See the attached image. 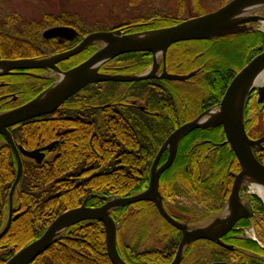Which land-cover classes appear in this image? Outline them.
<instances>
[{"label":"trees","instance_id":"trees-1","mask_svg":"<svg viewBox=\"0 0 264 264\" xmlns=\"http://www.w3.org/2000/svg\"><path fill=\"white\" fill-rule=\"evenodd\" d=\"M219 1L224 4L228 0ZM202 14L204 13L198 15ZM65 15L60 16L59 19L46 17L49 27L55 25L75 26L65 19ZM169 19V17L160 19L157 16H151L147 21L143 20L149 23V26H137L130 31L138 32L172 26L182 20L178 19L176 22L168 23L170 22ZM255 39L256 43L264 48L263 34L258 33ZM42 43L46 44L44 41ZM235 51L236 47L231 48L232 55ZM40 53L39 47L31 42L12 38L0 32L1 57L10 59L20 57L38 58ZM91 53L89 51L87 54L85 53L86 55L80 57V62L85 60ZM255 54H257V51L253 53L249 60ZM131 55L149 56L146 53H134L126 54L125 57ZM116 59L119 60L118 58L114 60ZM100 71L109 73L107 64ZM220 73H227L228 76L230 74L228 71L223 70ZM156 83L158 85L155 84V89H153L154 84L150 81L132 82L126 85L141 86L144 93H150V101L153 100L162 105L173 106L174 95H172L171 84ZM104 84L111 86L109 92L107 90H103L105 93L101 92L100 87L102 84H96L95 87L90 85L85 89L95 90L96 98L104 101L108 96L114 97L117 86L122 85L120 83ZM48 86L49 83L45 84V87ZM208 88L207 85L203 86L204 90ZM75 96L76 94L67 100V104L72 103L74 108H79L82 111L80 113L81 119L73 121V123H76L75 126L62 127L67 122L57 119H34L9 129L13 139L26 149L59 138L58 144L53 148L58 156L55 155L50 160L49 158L45 159L39 165L30 160L23 162L25 172L22 175L20 188L13 196V205L19 215L11 221L7 232L0 239V264H4L20 248L40 237L60 213L79 206L87 195L127 197L147 187L149 177L147 171L148 161L154 156L156 149L168 135L165 131V128H167L165 119H168V114H164L161 118L153 117L149 119L144 118L138 110L129 107L127 110L122 111L117 110L118 107L116 106H114L115 108L105 107L102 108L103 110L97 111V108L94 110L82 107L74 100ZM0 107H2L1 104ZM93 112L97 118L95 120L96 128L92 126L94 122ZM245 113V116L249 115L248 110ZM171 116H174V114ZM255 121L261 124L262 131H264V111L256 116ZM77 123L79 124L77 125ZM249 126L245 125L246 133L250 132ZM60 129L67 130L64 133L57 134ZM253 131L260 136V130L254 129ZM148 152H151V155H148ZM260 153L264 154V152ZM262 158L260 159L261 164H264V156ZM182 168L181 166L180 171L186 172L180 177L184 186L192 191L199 192L201 180L199 183L193 182L190 177L187 180L188 172ZM93 170L96 172H90ZM14 179L15 161L10 149L0 136V231L5 223L4 214L8 208L7 195ZM216 183L217 181L214 182L215 185ZM168 185L166 194H174L176 192L174 183L170 182ZM252 201L255 204L256 215L259 214L260 217L264 218V210L259 200L253 196ZM102 203L101 200L90 199L87 206H99ZM144 205H149L148 207L155 210L149 203L137 204V206L145 208ZM121 212L122 209H119L116 213L120 216ZM154 212L156 213V211ZM111 216L116 220L115 212ZM165 226L170 231L163 239L162 249H146L139 253L136 247H131L130 259L127 260L125 247L119 250L117 246L120 257L126 260L127 264H169L178 245L180 234L176 232L177 230L171 229L169 225L165 224ZM33 264H110L101 223L98 221L82 222L68 228L61 233L54 244L35 259Z\"/></svg>","mask_w":264,"mask_h":264},{"label":"water","instance_id":"water-1","mask_svg":"<svg viewBox=\"0 0 264 264\" xmlns=\"http://www.w3.org/2000/svg\"><path fill=\"white\" fill-rule=\"evenodd\" d=\"M252 7V8H251ZM255 7V8H253ZM256 8H264V0H229L217 10L200 16L185 19L172 26L123 34L120 30L99 31L88 34L73 49L48 58H21L15 60L0 59V77L13 75L17 71L45 70L51 68L57 73V80L45 88L28 102L0 112V136L14 154L16 163L15 179L9 189L7 220L0 231V239L7 232L13 216V196L18 191L22 179V162L20 154L40 161L42 152L52 148L53 144L33 151L17 149L10 128L21 123L53 114L72 95L91 84L117 82L131 83L152 79L158 68V61L163 60L170 46L180 42L203 41L224 38L249 30L248 25L264 20V17L251 13ZM77 32L68 26H54L42 32V38L73 40ZM93 44L101 46L80 64L66 71H60L56 64L73 57ZM129 53H149L152 66L142 74L121 75L100 72V68L110 60ZM158 60V61H157ZM264 71V50L233 77L227 86L218 108L207 110L174 129L158 149L152 162L147 187L132 196H100L88 195L77 208L58 215L45 229L40 237L19 249L4 264H32L34 260L47 250L66 229L76 224L98 221L105 232L107 257L111 264H126L120 257L116 242L120 221L111 217L113 210L147 202L154 205L159 216L171 227L182 234L174 257L169 264H179L184 250L193 242L208 240L219 242V238L228 232L239 219L251 217L252 208L247 199L242 202L240 191L244 184H255L264 189V166L253 155V147H261L264 136L251 140L245 131L244 107L249 94L256 90L258 102L264 100V83L255 84L256 79ZM187 75L167 74L163 71L160 78L168 81L183 82L192 77ZM221 126L225 137L224 144L236 157L240 170L234 176L229 197L222 208V213L208 223L190 228L185 222L175 221L165 210L159 192L161 174L172 164L179 143L190 132L196 129H211ZM167 151L166 160L158 166L162 154ZM262 205L263 201L255 195ZM90 199H98L103 203L99 206H87ZM264 207V206H263Z\"/></svg>","mask_w":264,"mask_h":264},{"label":"flooded vegetation","instance_id":"flooded-vegetation-1","mask_svg":"<svg viewBox=\"0 0 264 264\" xmlns=\"http://www.w3.org/2000/svg\"><path fill=\"white\" fill-rule=\"evenodd\" d=\"M143 26H149V23L141 24L140 27ZM69 27L73 28L77 32V37L74 38L73 40H67V39L43 40L46 44H44L43 46L44 48L42 47V49L40 50L41 53L39 55V58H48L50 56L65 51H69L74 47H76L82 41V39L88 35V34L83 35L82 31L77 26H69ZM247 27H249V30L230 37L211 39L205 41H191V42L178 43L169 48V51L163 60L158 61L159 66L156 70L155 77L147 80L150 81L152 84H154L153 89H155V86L158 85L156 82L161 81L160 76L162 75L163 71L171 74L176 73L177 75H187L189 73H194V75L190 77L188 80H186V82L184 83L190 85L191 87L200 89L199 91L200 94H198V96L197 95L192 96L191 94H188V92H185V96H184L185 98L181 99L182 101L180 100L181 104H183L182 107L180 105V107L182 108L181 111L178 110L177 108H172L174 106H171V110L169 111L165 110L162 104H159L158 102L153 100H151L152 101L151 102L149 98L150 93L149 94L144 93L143 90H141L143 104H138L136 100H132V99H130L131 100L130 102L128 101L129 98H126L125 96H130V94L133 95L134 92L133 89L132 90L128 89L127 92H123L122 94L123 98L120 99V100H125V99L128 100L125 101L119 100L113 104L111 103L105 104V106L133 108L135 110H138L141 114H143V116L149 119L153 117L161 118L164 114L166 115L168 114L167 117L168 119H165V125L166 127L173 126L175 129L180 125L195 119L199 114L203 113L204 111L215 110L216 108H218L223 94L219 99H217L211 88L215 84L214 81L218 80L220 78V75L222 77V73H220L221 72L220 64H225L228 63L229 61L231 62L232 58H230V56L226 54V51L230 50L233 47L234 48L236 47V51L235 53H233V55H235L233 57H236V60L233 61H236V72H238L246 65V63H248V61L253 59L259 52H261L264 49L262 45L256 43L255 37L259 32V30L256 28V24L255 23H253L252 25L247 24ZM110 30H120L123 34L131 33V31L127 30L125 26L123 27L119 26ZM110 30H105V31H110ZM185 43L197 45L195 47L196 52H193L192 47L186 49L182 47V44ZM91 49L92 47H88L83 52L73 57H70L66 60L60 61L59 63L56 64V67L60 71H66L70 68H73L74 66L81 63L79 60L80 57L86 55ZM256 51L257 54H255V56H253V58L249 60V58ZM242 56L246 57L247 60L245 59L246 62L244 63L243 67H240V63H241L240 59L242 58ZM0 59H10V58H6V57L3 58L0 55ZM113 60L110 62L113 63ZM107 71L112 74H127V75L137 74L136 71L133 69V64L131 63L129 64V62L124 64L122 62H116V66L114 67L107 66ZM57 77H58L57 73L54 72V70L51 68H47L45 70L17 71L13 75L1 76L0 104L2 106H5V110L10 108L12 109L19 105H22L23 103L29 101L31 98H33L35 95L39 93V92L36 93V91H34V89L31 87L27 88L26 84L29 85L31 80H35V81L38 80L42 82L52 83L54 79ZM27 81L29 82V84ZM126 84L128 83H125V85ZM206 85L207 87L209 86V88L203 91L204 90L203 86ZM257 93L258 92L256 90H253L249 94L244 107V123L245 125H250L249 126L250 132L246 134L251 140H257L262 136H264V135L258 136L257 134H255V131H253L254 129L258 128V122L255 121L256 116H258L260 112L264 111V100L262 102H258ZM94 94H95V90L83 88L76 94L74 100H76L78 104H80L82 107L95 109L97 108V105L92 104L94 100L92 101V99H88L91 97V95L93 96ZM116 94L117 93H115V95ZM26 96H28L29 98H26V100H24V97ZM18 101L20 102L22 101V102L17 105L16 103ZM192 104L198 110L194 116L191 115L193 108ZM73 108L74 106L72 105V103L67 104V100H66L64 104L61 107H59L55 113H53L52 115L45 116L44 119L45 120L57 119L59 121H64V122L75 121L76 119H80L78 113L71 111V109ZM246 110L249 111L248 116H245ZM172 114H174V116H171ZM64 132H66V130L62 129L61 133ZM224 141H225V137L222 131V127L218 125L211 129H202V130L196 129L190 132L189 134H187L179 143L172 164L167 170H165L161 174L159 179V192L163 197L162 199L163 206L167 211V213L175 221L185 222L190 228L195 227L194 225L199 223L193 221L194 213L191 210V208H184L177 205L175 206V203L173 202L172 199L177 195L179 196V192L176 191L174 192V194H170V195L166 194L167 188L169 187L168 184L170 182L171 183L176 182L181 184L180 186L186 189L189 203L203 208L204 210L203 219H206L205 223H208L210 220H212L217 215L222 213V208H224V205L231 191L234 176L240 170V165L238 164L236 157L229 148V145L224 144ZM14 144L17 147V149L21 148L25 151L37 150L46 145V144L45 145L37 144L34 148L26 149L23 148L16 140H14ZM56 144H58V140L56 141V143H54L53 147ZM50 150L52 149L43 151L41 153L42 156L40 157L41 159H39L40 161L27 158L22 154H20V158L22 162V172H25L23 165V162L25 160H30L35 164L39 165L45 160L46 155L49 153ZM252 152L256 160L259 163H261L260 159H263L262 157L264 156V154H261L260 152H264V143H261V147H253ZM11 154L15 161L14 154L12 151ZM166 157H167V151H165L160 157L158 166H160L166 160ZM184 165H185V170L188 173L189 171L196 169V167L199 168V172H210V174H208L210 175V178H208L209 177L208 175H207L208 177L206 176L205 179L201 178L202 182L205 180L207 181L208 179V183L206 185H209L210 183L211 186H213L214 182L219 180V178L224 177V179L223 178L220 179L219 181L220 185L215 186L216 188L215 191L212 190L203 191L202 186H201L202 192L199 193L196 191H192L190 190V188L184 186L183 181L180 178L174 175L175 172L179 174L181 170V166ZM262 165L264 166V164ZM90 172H96V171L93 170ZM249 196L250 197L248 199L250 200V205L252 208L251 217H249L248 219L242 218L239 219L237 222H235L234 226H232L228 232H226L224 235H222L219 238V242L221 244L208 240H199L191 243L184 250L183 257L179 264H264V243L258 241L256 237L248 238L245 236V229L247 227V224H250L253 221L255 222L257 219L255 204L252 201V196L251 195ZM244 199L246 200L247 198L245 197ZM151 205L154 207L153 204ZM144 206L148 207L149 205H144ZM144 210L145 208L142 206L140 208H136L135 212H137V215L142 217L145 214ZM126 213H127V207L122 209L124 220L121 221V227L125 225L124 228H128L131 225L128 222L130 218L129 216H127L128 214ZM146 213L148 214V212ZM18 215L19 213H17L16 209H14L13 216H16L17 218ZM261 218L264 219L263 217ZM115 219L117 220V218ZM176 232L180 234L179 235V240H180L182 234L179 230H177ZM117 246H118V241H117ZM123 247H125V256L127 260H129L131 244L125 242ZM142 252L143 250L139 251V253ZM124 262L127 263L126 260H124Z\"/></svg>","mask_w":264,"mask_h":264},{"label":"rangeland","instance_id":"rangeland-1","mask_svg":"<svg viewBox=\"0 0 264 264\" xmlns=\"http://www.w3.org/2000/svg\"><path fill=\"white\" fill-rule=\"evenodd\" d=\"M221 5H223V4H221L219 0H196V1H194V0H0V32L4 33V34H6L12 38L27 40V41L31 42L33 45H35L36 47H39V49L41 50L42 47L44 46V44L42 43L43 40L41 38L42 32L46 28L49 27L48 21H46L47 20L46 17L59 19L60 16H63V14H66L65 19L70 24L77 26L82 31L83 35H86V34H91L94 32L110 30V29H113V28H116L119 26L120 27L125 26V28L130 31V30L135 29L137 26L140 27L141 24H148V23L144 22L143 20L147 21V18H149L153 15L157 16L160 19L164 18V17H169L170 22H168V21L167 22L172 23V22L178 21V19L183 20V19L191 18V17L198 15V14H201V13L213 12L214 10H217L218 8H220ZM254 14L264 17V8L256 10V11L254 10ZM138 21H140V22H138ZM261 27H262V22L261 23L257 22L256 28L259 29L260 32H262ZM263 36H264V33H263ZM176 44H178V43H176ZM176 44H173V45H176ZM100 46H101L100 44L91 45L92 49L90 50V52H92V53L95 52L97 49H99ZM172 46H170V47H172ZM196 46L197 45H193V44H186V43L182 44V47H184L185 49L192 47L193 52H196L195 51ZM168 51H169V49L167 50V53H168ZM261 52H259V53H261ZM129 54H134V53H129ZM146 54H149V53H146ZM226 54H228L230 56V58H232L231 62L229 61L228 63L220 64V66H221V70H223V71H228V69H229L228 73H230V74L228 76L227 73H225V74L222 73V78L220 76V78L218 80L214 81L215 84L211 88L214 92V95L217 97V99L220 98L221 93L224 94V92H225L227 86L229 85L230 81L239 72V71L236 72V61H233V60H236V57H233L235 55H232L231 49L227 50ZM125 55L126 54H124V56L122 55V57L119 56L120 58L117 57L119 60L116 59L113 61V63L107 64V66L108 67H110V66L114 67V66H116V62H119L120 60H122L121 62L123 64L127 63V62H129V64L130 63L133 64V69L136 71L137 74H142V73L147 72L150 69V67L152 66L151 54H149V56L131 55V56H127V57H125ZM21 58H23V57L15 58V59H21ZM15 59H8V60H15ZM245 59L247 60L246 57L242 56V58L240 59L241 60L240 67H243L244 63L246 62ZM159 61H160V59H159ZM101 72L103 73V71H101ZM137 74H129V75H137ZM167 74H171V73H167ZM121 75H127V74H121ZM173 75H177V74L175 73ZM56 80H57V78H55L52 83L51 82L50 83L49 82H42V81H38V80H36V81L31 80L30 84L27 81L29 85L26 84V86H27V88H30V87L33 88L34 91H36V93H38V92L42 91V89H45V84L49 83V86H51L54 82H56ZM147 80H149V79H146L143 81H147ZM158 82H163L165 84H171V90L173 93L172 95H174V97H173V100H174L173 103L174 104L173 103L172 104H173L174 108H177L180 111L182 110L181 107L183 106V104H181V101H182L181 99L185 98L184 97L185 92H188V94H191L192 96H194V95L198 96V94H200L199 93L200 89H197V88L191 87L188 84H185L184 82H186V81H183V82L168 81L166 79L161 78V81H158ZM107 83H117V82H107ZM96 84L97 83L91 84V86L94 85V87H95ZM107 86L108 85L102 83V85L100 87V90L102 93H105L104 91H106V90L108 92L110 91L109 89H111V86H108V87ZM128 89H131V90L133 89L134 92H133V95L130 94V96H125L126 98H129V100L128 99H125V100H128L131 102L130 99H132V100H136L138 104H143L142 103L143 99L141 96V93H142L141 92V86H135V87L130 86V87H128V85H125V84L117 86V90H116L117 94L114 97L108 96V97H106L107 99H105L103 101V99L96 98V96L94 94L93 96L91 95V97L88 99H92V101L94 100L95 102H93V104H98L97 105V111H101V109L103 107L104 108L107 107V106H105V104H110V103L113 104V103L119 101L120 99H122L123 98L122 97L123 92H127ZM203 91H205V90H203ZM74 95H72L71 97H73ZM140 96H141V98H140ZM27 97L28 96L24 97V100H26ZM70 98H68L67 100H69ZM125 100H120V101H125ZM139 100H141V101H139ZM21 102L18 101L16 104L18 105ZM130 102H129V104H130ZM194 102H193V104H194ZM180 105H181V107H180ZM163 107L167 111L171 110V106H169V105H163ZM116 109L122 111V110H127L128 108L127 107H118ZM4 110H5V107H3V106L0 107V112H2ZM130 110H132V109H130ZM71 111L78 113V115L81 119L80 113L82 111L79 110V108H73V109H71ZM197 111H198L197 108L193 105L191 115L194 116L197 113ZM45 116L35 118V119H44ZM92 116H93V120H94L92 126L96 128V121L95 120H97V118L95 117L96 115H94V114H92ZM144 118H146V117L144 116ZM65 122H67V123H65V126H62V127H73L76 125V123H73V121H65ZM139 122L142 123L143 121H139ZM78 124L79 123H77V125ZM165 129H166L165 130L166 133H168V135H169L175 128L173 126H171V127L167 126V128H165ZM61 130L57 131V134L61 133ZM257 130H260V134H259L260 136L264 135V131H262L263 129L261 128L260 123L258 124ZM57 140H59V138H57V139H55L49 143H45L46 145L45 144L44 145L45 146H48L49 144L54 145V143H56ZM164 140L162 141V143L164 142ZM160 146L156 149V152L158 151ZM53 148L54 147L52 146V148H51L52 150L49 151V153L46 155L45 159L49 158V160H50L51 157H53V156L55 157V155L58 156V154H56V152L53 151ZM149 154L151 155V152H148V155ZM153 158H154V156H152V158L149 159L148 169L146 168L149 173H150L151 162H152ZM182 167H183L182 169L185 170V165ZM184 173H186V172H183V170H182L179 172V174H177L175 172L174 175L176 177L180 178L184 175ZM187 174L189 175V176H187V180L190 177L193 182L199 183L201 178L205 179L206 176L208 174H210V172H199V168L196 167V169L189 171V173H187ZM208 176L207 177L210 178V175H208ZM221 178L224 179V177H221ZM221 178H219V180H217L216 185L214 184L213 186H211L210 183H209V185H206L208 183V179H207V181L206 180L203 182L200 181V185L203 188L199 187V190H200L199 193L202 192V189H203V191H205V190L206 191H210V190L215 191L216 190L215 186L220 185L219 181ZM180 179H182V178H180ZM173 183H174V186L176 188V191L179 192V196L177 195V196L173 197V199H172L173 202L175 203V206L177 205V206L184 207V208H191V210L194 213L193 214L194 215L193 221L196 223L199 222L198 224L194 225L195 227L198 225L206 224L205 223L206 219H203V217H204L203 208H201L200 206H197V205L190 204L188 201L186 189L182 188L180 186L181 184H179V183H176V182H173ZM249 186L250 185H248V184H244L242 189H241V192H240L241 197L240 198L242 201H245V199H244L245 197L247 199L250 197L248 195ZM134 194H136V193H134ZM134 194H131L129 196H132ZM89 195H91V194H89ZM94 195H97V194H94ZM140 203H142V202H140ZM137 204L138 203L126 206L127 207V213L126 214H128L127 216H129V218H130L128 222L131 225L129 224L130 226L128 225L129 226L128 228H124V226H125L124 225L123 227H120L118 229L117 241H118L119 250H121L123 248V245L125 242L126 243L128 242L129 244H131L132 248L136 247L137 251H141V250L144 251L146 249H162L163 248V239L166 237L167 233L170 231L169 228L168 229L166 228L165 224L166 225H169V224L161 219V217L159 216L155 207H154L155 210H153V208H151V207H145V209H147V210H144L145 214L142 216L143 218L141 216L137 215V212H135V210H136V208H140L139 206H137ZM79 206L67 209L65 211L77 208ZM154 211H156V213ZM113 212H115V218H117V220H119V221L124 220L122 212H121L120 216L117 215V213H116L117 210H113L112 213ZM146 212H148V214ZM7 215H8V210H6V213L4 214L5 222L7 220ZM256 218H257L256 221L255 222L253 221L254 223L251 222L250 224H247V227L245 229V236L248 238L256 237L258 239V241L264 243V219H262L259 214L256 215ZM102 227H103V225H102ZM169 227L171 229H175V228L171 227L170 225H169ZM103 232H104V228H103ZM104 241H105V232H104Z\"/></svg>","mask_w":264,"mask_h":264},{"label":"bare ground","instance_id":"bare-ground-1","mask_svg":"<svg viewBox=\"0 0 264 264\" xmlns=\"http://www.w3.org/2000/svg\"><path fill=\"white\" fill-rule=\"evenodd\" d=\"M252 8V7H251ZM255 8V7H253ZM256 9H260V8H256ZM251 13L254 14V12L252 11ZM261 30L264 33V21H262V27ZM257 82H255V84L257 85H261L262 83H264V71L262 73H260V75L258 76V78L256 79ZM57 111V110H56ZM55 111V112H56ZM54 112V113H55ZM248 192L251 193L252 195H257L258 197L261 198V200L263 201L264 204V189L258 185L255 184H250L249 188H248Z\"/></svg>","mask_w":264,"mask_h":264}]
</instances>
